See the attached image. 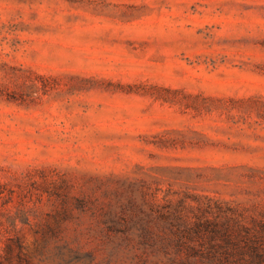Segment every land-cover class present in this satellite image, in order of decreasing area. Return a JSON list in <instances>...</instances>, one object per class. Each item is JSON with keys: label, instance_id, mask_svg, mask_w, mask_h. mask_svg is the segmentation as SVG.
Returning <instances> with one entry per match:
<instances>
[{"label": "rangeland", "instance_id": "1", "mask_svg": "<svg viewBox=\"0 0 264 264\" xmlns=\"http://www.w3.org/2000/svg\"><path fill=\"white\" fill-rule=\"evenodd\" d=\"M0 264H264V0H0Z\"/></svg>", "mask_w": 264, "mask_h": 264}]
</instances>
